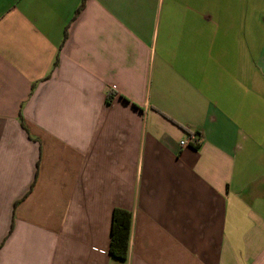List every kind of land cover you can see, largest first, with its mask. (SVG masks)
Listing matches in <instances>:
<instances>
[{"label":"crops","instance_id":"1","mask_svg":"<svg viewBox=\"0 0 264 264\" xmlns=\"http://www.w3.org/2000/svg\"><path fill=\"white\" fill-rule=\"evenodd\" d=\"M81 3L0 0V264H264V0Z\"/></svg>","mask_w":264,"mask_h":264},{"label":"trees","instance_id":"2","mask_svg":"<svg viewBox=\"0 0 264 264\" xmlns=\"http://www.w3.org/2000/svg\"><path fill=\"white\" fill-rule=\"evenodd\" d=\"M85 2L86 0H82V3L76 12V15H78L79 12L84 8ZM113 217L114 218L112 219L110 254L117 260H124L126 259L128 253L129 235L131 234L130 218L132 217L130 216V214L122 210H115Z\"/></svg>","mask_w":264,"mask_h":264},{"label":"built area","instance_id":"3","mask_svg":"<svg viewBox=\"0 0 264 264\" xmlns=\"http://www.w3.org/2000/svg\"><path fill=\"white\" fill-rule=\"evenodd\" d=\"M199 141L198 138L195 134H191L189 137H187L186 139L180 141V147H185L188 145H192V146H198Z\"/></svg>","mask_w":264,"mask_h":264}]
</instances>
